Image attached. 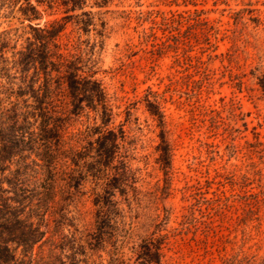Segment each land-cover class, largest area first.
<instances>
[{
	"label": "rangeland",
	"instance_id": "1",
	"mask_svg": "<svg viewBox=\"0 0 264 264\" xmlns=\"http://www.w3.org/2000/svg\"><path fill=\"white\" fill-rule=\"evenodd\" d=\"M73 2L0 0V148L21 149L0 162V181L22 187L16 205L39 213L65 264H145L149 240L164 241L163 264H264V0ZM54 22L109 100L108 165L99 101L56 78L44 105L39 65L15 64Z\"/></svg>",
	"mask_w": 264,
	"mask_h": 264
},
{
	"label": "trees",
	"instance_id": "2",
	"mask_svg": "<svg viewBox=\"0 0 264 264\" xmlns=\"http://www.w3.org/2000/svg\"><path fill=\"white\" fill-rule=\"evenodd\" d=\"M74 0H72L73 2ZM40 2V1H39ZM74 3V2H73ZM30 18H36L39 15V11L35 6L31 7ZM27 15V13H25ZM29 15V14H28ZM31 20V19H30ZM39 35L35 36L36 42L30 43L28 50L18 51L17 53L22 55V58L15 61L17 66H21L23 71L27 72L32 67L37 69L38 65L40 70L45 74L46 83L43 88L36 90V97L39 96L40 91L44 89L45 104L47 100L53 101L56 94L54 88V81L56 78L64 79L73 97H76L81 92H89L93 101H99L98 104L102 105L103 116L102 124L105 129L98 131L99 138L96 142L99 145L98 148V163H104L108 165L114 160L116 155V144L117 137L110 127H108V122L112 119V114L109 113V100L107 99L106 93L102 90L100 83L97 79H93L92 75H83L80 73L81 68L79 65V57L77 53H65L61 49V44H58V38L62 30L63 25H59L54 22L52 28L38 27ZM9 41H5V37L2 38L0 35V56L4 58L5 49ZM54 48V49H53ZM55 73V75H54ZM84 82V83H83ZM36 83V81H35ZM260 87L264 92V74L259 80ZM46 94V95H45ZM43 105V106H44ZM43 111L50 113V118H53L52 113L54 112L51 108L41 107ZM48 128H43L42 131L50 134L49 138L54 139V137L60 135L61 127L57 124L56 120H51L48 123ZM164 138V137H163ZM4 142L7 138L0 137V141ZM16 148V149H15ZM9 147L7 144L0 148V162L5 163L9 160V157L15 155L14 152L21 151L19 145L15 144ZM48 154V153H47ZM54 151L49 153L46 158H48L52 163L56 164L58 154ZM127 162H124L125 171L122 175L127 173L129 170ZM6 168H0V171H5ZM4 182L13 185L17 199H12L11 197L5 195L10 192V189L4 187ZM0 264H65L60 258L54 255L53 246L58 247L56 242V234L51 233L49 237L47 234L51 232L47 225H43L42 222H36L35 217L39 213H29L24 214L19 206L16 204H24L26 201L24 195L20 192L22 187L17 185L14 181H11L7 177L3 181H0ZM21 184V182H20ZM10 200L13 202L11 203ZM30 206V205H29ZM45 226V228H43ZM58 232V231H57ZM60 234V233H59ZM67 237L63 235L62 238ZM149 240L146 242L145 251L143 252L145 258V264H163V243L164 241ZM50 245V253H45V247ZM60 248H64L60 245ZM70 264H76L71 262Z\"/></svg>",
	"mask_w": 264,
	"mask_h": 264
}]
</instances>
